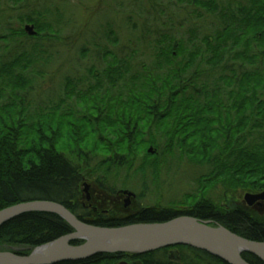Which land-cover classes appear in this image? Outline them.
I'll return each mask as SVG.
<instances>
[{
  "label": "trees",
  "instance_id": "1",
  "mask_svg": "<svg viewBox=\"0 0 264 264\" xmlns=\"http://www.w3.org/2000/svg\"><path fill=\"white\" fill-rule=\"evenodd\" d=\"M21 2L30 10L29 0H17ZM177 2L194 6L195 18L202 16L199 7L208 10L218 16L219 25L203 34L199 44L195 30L186 39L151 33L155 39L149 42L150 62L139 60L135 49L119 56L97 45L106 65H92L81 76H63L57 99L44 105L35 104L30 94L43 75L36 68L42 70L53 60L50 49L61 37L57 24L65 13L61 18L59 8L57 13L29 11L17 17L20 26L15 27L10 21L16 9L0 8V24H6L0 32V211L48 200L102 227L188 215L264 242V215L242 207L228 210L224 201L207 197L218 186L224 199L227 191L264 190V0H236L227 6L216 0ZM27 24L35 25L36 35L28 34ZM106 26L111 37L110 24ZM7 50L12 54L5 56ZM150 146L154 153L148 151ZM173 157L202 168L195 178L199 192L143 206L138 213L103 209L106 203L118 206L105 200L99 210H108L107 215H93L81 197V185L89 181L115 197L110 178L121 170L145 175ZM74 231L56 213L25 212L0 227V251L29 254ZM172 248L180 250L185 264H228L187 245L144 254L100 253L54 264H116L121 259L170 264ZM243 257L264 264L251 253Z\"/></svg>",
  "mask_w": 264,
  "mask_h": 264
},
{
  "label": "rangeland",
  "instance_id": "2",
  "mask_svg": "<svg viewBox=\"0 0 264 264\" xmlns=\"http://www.w3.org/2000/svg\"><path fill=\"white\" fill-rule=\"evenodd\" d=\"M29 1L30 10L25 8L27 3H17V0H0V8L3 11L11 8L16 9L13 12L14 18L11 20L13 22L10 21L15 27L20 26L17 17L27 14L29 11L50 9L57 13L56 10L59 8L61 18L62 11L65 13L63 15L65 17L64 21L62 22L61 20L57 24V28L61 30V37L58 41H54L53 48L50 49L53 60L42 70L39 67L36 68L43 75L37 77V82L30 94V98L38 105H44L50 100L57 99L59 92L57 87L62 85L63 76L68 74L75 75V77L81 76L86 74L85 71L92 65L100 69L106 65L105 60L101 56L102 52H98L100 49L97 45L105 47L119 56L129 54L130 49H135L138 50L137 56L139 60L150 62L153 56L150 52L149 42L155 39L151 33L167 32L178 39H186L190 35V30H195L197 31L195 43L199 44L203 34L209 33L219 25L217 15H212L208 10L199 7L198 10L202 16L195 18L192 15L195 7L187 3H178L177 0H157V5L150 3L152 0ZM216 1L222 6H227L236 0ZM22 5L24 7L20 9ZM11 13L10 16L12 15ZM129 15L132 16L131 23L128 21ZM66 20H69L67 21L68 25ZM107 23L110 24V28L113 31L111 37L107 36L109 31L106 26ZM133 24H137L139 28L134 29L132 27ZM5 25V22L2 21L0 32L5 30ZM116 40L119 42L117 43ZM3 51L1 52L2 54ZM9 51H6L5 56L12 54ZM178 159L179 157L168 158V160L162 162L158 171L153 170V172L149 168L145 175H142V173L137 174L133 171L128 173L126 169H123L117 176L110 178V185L116 190L128 189L133 191L137 195L138 202L143 206L154 205L155 203L167 204L174 199L183 200L186 195H193L199 192L195 178L202 171V168L190 164L187 160L182 162L178 161ZM89 182L94 184L95 190L105 194L106 189L104 186L97 182L94 183V181ZM209 187H211L210 182L207 183V188ZM223 192V187L218 186L216 189L210 190L207 197L216 202H222L225 200L222 197ZM233 192L235 191L226 192L228 194L227 201L230 200L229 203L235 199L245 201L246 193H254L248 190H236L235 193ZM81 193L82 199L89 203L86 200L84 184L81 185ZM107 197L115 199V197ZM124 203V200L118 206L106 203L101 208L123 212L126 210ZM170 261V264L177 262L176 259L172 258Z\"/></svg>",
  "mask_w": 264,
  "mask_h": 264
},
{
  "label": "water",
  "instance_id": "3",
  "mask_svg": "<svg viewBox=\"0 0 264 264\" xmlns=\"http://www.w3.org/2000/svg\"><path fill=\"white\" fill-rule=\"evenodd\" d=\"M25 30L36 35L35 25L27 24ZM148 151L154 153V147ZM90 184L84 183L87 200L90 199ZM88 193V194H87ZM129 198L136 194L124 190ZM264 200L260 194L246 193L245 200L252 205ZM129 204L127 200L126 206ZM30 211L52 212L64 218L75 231L51 242L37 246L29 254L13 251H0V264H54L61 261L83 260L100 253H138L144 254L162 248L187 245L204 250L228 264H251L243 253L258 256L264 262V242L244 238L223 225H210V221L193 216L182 215L164 222L134 223L118 227H102L87 223L65 205L48 200L22 202L0 211V227L9 220ZM74 240H84L72 244ZM172 250L170 257L179 256ZM172 254V255H171ZM116 264H129L127 261Z\"/></svg>",
  "mask_w": 264,
  "mask_h": 264
},
{
  "label": "flooded vegetation",
  "instance_id": "4",
  "mask_svg": "<svg viewBox=\"0 0 264 264\" xmlns=\"http://www.w3.org/2000/svg\"><path fill=\"white\" fill-rule=\"evenodd\" d=\"M89 184H90V189H89L90 199L87 200V197H86V200L89 202L88 207H90L93 210V212H92L93 215H101V214L107 215V214H109L108 210H103L102 212H100V210H99L105 200L110 202V203H112V204L113 203L120 204L121 201L124 200L125 201L124 207L126 208V210L121 212V213H124V214L132 213V212L133 213H138L143 208V205H140V203L137 200V195L131 196L129 198L128 194L124 193V190H128V189H119V190H117V193L115 195V199H111V198L109 199L103 192L95 190L93 184H91V183H89ZM235 192H233V193H235ZM262 192H264V190H261V191H258V192H254V194H260ZM227 198H228V194H225V200L224 201H227ZM128 199H129V204H128V206H126V203H127ZM244 200H245V197H244ZM135 201H137L138 203L137 202L135 203ZM229 202H230V200H228L227 202H224V205L226 206V208L228 210L237 209V208L242 207V208H245V209L251 211L254 214L264 215V200L263 199L257 200L252 205L248 204L246 202V200L242 201L240 199L239 200L235 199V200L231 201V203H229ZM172 250L176 251V253H173V255L179 256V258L176 259L177 262L175 264H185L182 261V256L180 255L181 254L180 250L178 248H176V249L172 248ZM172 250L170 249L168 251V255H170ZM122 261H127L129 264H133L128 259H121L119 262H122Z\"/></svg>",
  "mask_w": 264,
  "mask_h": 264
}]
</instances>
